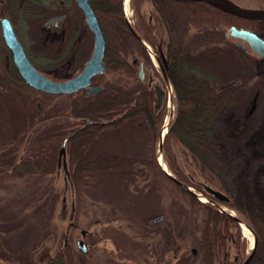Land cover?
Instances as JSON below:
<instances>
[{"label":"rangeland","instance_id":"374dc122","mask_svg":"<svg viewBox=\"0 0 264 264\" xmlns=\"http://www.w3.org/2000/svg\"><path fill=\"white\" fill-rule=\"evenodd\" d=\"M50 1L53 5L42 8L39 16L22 13L18 25L14 22L13 26L30 61L47 75L66 62L73 46L79 47L76 59H81L56 72L57 77H63L73 73L76 66L78 68L89 57L93 38L87 27L80 30L83 26L82 15L74 5L61 3L62 0ZM237 1L248 7L259 5L257 0ZM127 3L133 10L134 21L131 24L134 26L136 13L131 0ZM42 11L47 12L41 16ZM62 12L66 13L67 18L62 22L61 30L55 35H47L42 28L43 22ZM140 12L146 21L155 23L153 6L149 1L141 4ZM220 45L209 43L198 47L195 52H203L224 62L227 68L225 66L222 74L227 76L226 82H229L234 79L233 63L228 52L219 49ZM4 54L7 56L8 52L5 50ZM122 54L128 62L135 67L137 65L136 71L139 64H143L144 79L115 71L106 72L98 84L103 85L108 81L136 92L140 85L149 84L151 80L149 85L152 88L166 92L163 122L169 121L171 114L175 113V101L168 79L161 72L156 58L151 57L153 65L149 66L132 48L123 50ZM251 60L252 65L245 71V76L250 79L244 87L245 97L239 103L223 109L210 137L223 148L220 164L222 178L229 190H236L248 201L264 207V108L249 114L245 109V101L251 91L257 86L264 87V60L255 55H251ZM84 97L85 90H80L56 95L50 103H46L41 94H35L32 104H14L8 113L0 110V153L4 157L10 156L13 164L24 157L33 159L44 156L43 150L34 152L27 148L30 135L49 127L62 129L82 125L81 122L72 124L80 120L74 119L72 113L82 105ZM172 149L176 162L184 172L193 180H201L181 146L173 143ZM59 150L56 151L54 168L50 172L25 173L0 180V264H47L61 249L65 238H71L76 247L75 240L82 237V229L94 231L84 237L89 242L94 238H110L112 249L108 246L105 251L93 250L88 256H77L74 264H113V253L118 258L127 257V264H133V259L147 263L146 259L151 254H175L178 259L190 253L193 236L200 234L201 213L172 214L176 206L171 205L170 196L144 166L151 148L141 120L102 132L85 149V159L95 163L86 175L79 203L76 202L67 169L63 166V158L58 165ZM161 154L158 141L157 162L163 170L171 173ZM68 156L66 152V162ZM191 189L200 200L208 199L197 188ZM55 193L58 196L53 200ZM215 205L233 213L224 204ZM233 214L239 216L236 212ZM71 221L76 226L72 227ZM239 228L245 241L244 254L248 255V246H251L254 234L244 233L241 225ZM230 231L233 233L235 228ZM115 246L119 247L116 251L113 249ZM228 247V259L236 258L238 261L232 238L228 240ZM27 254L31 255V260L24 259Z\"/></svg>","mask_w":264,"mask_h":264},{"label":"trees","instance_id":"16d2710c","mask_svg":"<svg viewBox=\"0 0 264 264\" xmlns=\"http://www.w3.org/2000/svg\"><path fill=\"white\" fill-rule=\"evenodd\" d=\"M144 1L152 4L155 23L143 18L140 6ZM131 2L137 17L134 26L124 16L123 0H91L105 41L104 73L98 74L92 81L99 83L106 72L115 71L137 77L136 70L125 59L122 51L132 48L147 65L152 66L143 41L152 46L156 54L157 45L160 46L166 61L162 72L173 89L175 101V113L163 135L161 149L171 174L157 162V142L163 124L166 97L157 103L154 91L147 84L140 85L136 92H132L106 81L99 91L86 95L82 105L73 110V118L80 120L72 124L81 122L82 125L62 129L49 127L36 130L30 135L27 148L34 152L43 150L44 156L33 159L24 157L13 164L10 156L4 157L0 153V180L9 176H23L25 173L50 172L54 168L56 151L65 142V156L66 152L69 155L66 162L67 176L75 192L76 202L79 203L86 175L95 163L85 159V149L102 132L139 119L147 130L151 148L144 166L153 174L160 188L170 196L171 205L176 206L172 214L201 213L200 234L192 238V246L196 249V254L192 255L198 264H242L248 258L244 254L245 241L241 237L238 219L243 220L256 237L254 248L245 264H264V207L248 201L236 190H229L222 178L220 159L223 148L210 137L223 109L243 100L246 93L244 87L250 81L245 71L253 63L252 51H244L235 46L225 38L224 32L232 25L253 28L258 20L224 11L204 1ZM257 3L264 4V1L257 0ZM52 5L50 0H0V16H10L13 24L16 22L18 25L22 13L39 16L42 8H50ZM46 12L42 11L40 15ZM209 43L221 44L219 49L228 52L233 63V80L237 83L221 88L227 77L222 74L225 63L203 52H195L198 47ZM35 94H41L46 103L60 95L35 89L18 75L0 31V110L8 113L14 104H32ZM250 94L245 101L246 114L264 108V87L257 86ZM173 143L181 146L201 180H193L178 165L172 149ZM187 186L197 188L206 198L228 206L239 216L234 217L209 201L199 200ZM207 186L223 191L226 198H218L208 191ZM57 196L55 193L53 200ZM231 228H235L233 233ZM231 238L238 261L228 259V240ZM24 259L31 260V255L27 254Z\"/></svg>","mask_w":264,"mask_h":264},{"label":"water","instance_id":"95a60500","mask_svg":"<svg viewBox=\"0 0 264 264\" xmlns=\"http://www.w3.org/2000/svg\"><path fill=\"white\" fill-rule=\"evenodd\" d=\"M78 7L83 13L86 24L91 31L93 38V48L90 57L84 63L82 69L75 75L64 80H54L48 75L39 71L28 58L25 49L18 39L15 30L6 16L0 17V31L2 40L10 52L12 62L18 75L30 86L43 92L53 93V94H65L74 93L82 88H86V95L93 94L100 90V85H92L91 78L94 75L102 74L104 72L105 64L103 61V53L105 49V41L98 24L97 18L94 14L92 7L90 6L88 0H75ZM194 1H204L215 7H218L224 11L249 18V19H264V8H250L243 7L232 0H194ZM63 15H55L48 18L45 23H49L53 20H59ZM230 33L235 36L242 38L248 42L250 48L259 57L264 58V39L260 38L255 32L244 29L237 28L235 26L229 27ZM162 55V53H161ZM140 77L143 73L140 71ZM233 81L227 82L221 85V88L231 85ZM91 84V85H90ZM65 142L61 144L59 154H58V164H60L61 157L65 156ZM159 148L162 149V136L159 140ZM64 160V159H63ZM169 174V173H168ZM188 189L189 186H187ZM209 192L213 193L218 198H226L225 195L218 190L206 187ZM84 233V230H82ZM80 244L82 241L79 242ZM249 258V256H248ZM247 258V259H248ZM247 259L242 263L245 264Z\"/></svg>","mask_w":264,"mask_h":264},{"label":"flooded vegetation","instance_id":"af4514ba","mask_svg":"<svg viewBox=\"0 0 264 264\" xmlns=\"http://www.w3.org/2000/svg\"><path fill=\"white\" fill-rule=\"evenodd\" d=\"M234 3L240 5V6H243V7H248V6H245L243 4H240L237 0H232ZM264 1V0H262ZM90 6H91V0H88ZM61 3H64V4H67V5H74L76 7V9L81 13L82 15V20H83V26L80 27V30H83L85 27L88 28L87 24H86V21H85V18L83 16V13L82 11L80 10V8L78 7L77 3L75 0H67V1H61ZM92 7V6H91ZM250 8H264V4H259V5H256L254 7H250ZM55 15H63V17L59 20H53L49 23H45L43 22L42 24V28L45 29V32L47 35H55L56 32L60 31L61 30V24L64 20H66L67 18V15L66 13H59V14H54L50 17H53ZM48 17V18H50ZM47 18V19H48ZM12 26H13V22L11 21V19H9ZM258 20L257 22H255L253 24V28H250V27H245V26H237V28H244V29H247V30H250V31H253L255 32L260 38L264 39V19H256ZM14 28V26H13ZM89 30V28H88ZM90 31V30H89ZM91 32V31H90ZM224 36L226 39L230 40L235 46L241 48L242 50L244 51H249L251 50L250 48V45L248 44V42L242 38H239V37H235L233 36L229 29L227 31L224 32ZM76 40V39H75ZM157 54L154 52L155 54V58L159 64V68L161 70V72L163 71L164 72V69L166 67V61H165V58H164V55H163V52L160 48L159 45H157ZM78 50H79V47L78 49L75 48L74 46L72 47V53L70 54V56L67 58L66 62L61 64L60 66L54 68L52 70L51 73H48L50 75V77H52L53 79H66V78H69V77H72V76H75L83 67L84 63L86 62L87 59H85L83 61V63L77 68L74 69V72L67 75V76H63V77H57L56 76V72L60 71L61 69L63 68H66L67 64L71 63V62H75L77 61L78 59L80 60L81 58H78L76 59V55H78ZM252 51V50H251ZM162 53V55H161ZM91 54V53H90ZM252 55H255L258 59H261V60H264V58L262 57H259L255 52L252 51ZM90 56V55H89ZM150 56V55H149ZM151 58V57H150ZM78 60V61H79ZM135 61V60H134ZM133 61V62H134ZM136 63V62H134ZM132 64V63H131ZM133 65V64H132ZM134 69L137 68V65L136 67L133 65ZM40 70V69H39ZM41 71V70H40ZM140 71H142L143 75L142 77H140ZM43 72L44 74L47 75V73H45L44 71H41ZM162 72V73H163ZM164 74V73H163ZM165 75V74H164ZM97 76V75H94L92 78H91V84H98V83H93V78ZM136 76L143 80L144 77H145V74L143 72V64H139L138 66V70L136 71ZM166 77V76H165ZM233 84L234 83H237V81L235 82V80H233ZM151 80L149 81V84H150ZM90 84V85H91ZM149 84H147L148 88H151L153 91H154V96H155V99H156V102L158 103H161L164 99V97H166V92L164 90H160V89H157L155 90L154 88H152ZM86 90V89H84ZM94 94V93H93ZM156 104V103H154ZM65 157V156H64ZM63 166L65 168V170L67 169L66 168V161L63 160ZM59 165V164H58ZM67 172V170H66ZM70 225L72 227L76 226L72 221L70 223ZM83 230V229H82ZM82 230H81V238H77L75 240V246H73L72 244V241H71V238H65L64 239V242L62 244V247L61 249L52 257V260L49 261L47 264H74V261L76 259L77 256H82V257H85V256H88L89 253L93 250H106V248H108V246L110 247V249H112V242L109 241L110 238H100V240H98L97 238H94L91 242L87 241L86 238H84L87 234L90 235L92 234L94 231H91V230H84V233H82ZM82 241V243L80 244L79 242ZM99 241V242H98ZM113 249L116 251L119 249L118 246H115L113 247ZM104 250V251H105ZM196 254V249L194 247L191 248V251L189 254H186V255H182L181 257H179L178 259L175 258V254H168V255H163V254H160V253H157V254H151V256H149L150 258H147L146 261L147 263L143 262L144 264H195L198 262L196 261V259L193 258V255ZM114 255V258L112 260H114V263L113 264H127L128 263V259L127 257L123 258V257H120L118 258V256H116L117 254L116 253H113ZM123 256V255H121ZM125 256V255H124ZM234 260H236V258H234ZM133 264H142V262L138 261V259H133L132 260ZM103 264H106L105 262Z\"/></svg>","mask_w":264,"mask_h":264},{"label":"built area","instance_id":"2783aa9c","mask_svg":"<svg viewBox=\"0 0 264 264\" xmlns=\"http://www.w3.org/2000/svg\"><path fill=\"white\" fill-rule=\"evenodd\" d=\"M126 11H127V17L130 21L133 20V10L131 7H129L128 3H127V6L125 7Z\"/></svg>","mask_w":264,"mask_h":264},{"label":"bare ground","instance_id":"6f19581e","mask_svg":"<svg viewBox=\"0 0 264 264\" xmlns=\"http://www.w3.org/2000/svg\"><path fill=\"white\" fill-rule=\"evenodd\" d=\"M159 160H160V162H162L160 158H159ZM242 228L244 230V233H248L249 232L248 229L245 227V225H242ZM250 242H253V238H252V240Z\"/></svg>","mask_w":264,"mask_h":264}]
</instances>
